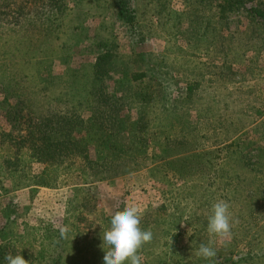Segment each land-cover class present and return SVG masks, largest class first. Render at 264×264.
<instances>
[{"label":"rangeland","instance_id":"obj_1","mask_svg":"<svg viewBox=\"0 0 264 264\" xmlns=\"http://www.w3.org/2000/svg\"><path fill=\"white\" fill-rule=\"evenodd\" d=\"M117 1L59 0L64 11L52 41L40 29L47 15L34 17L45 0H0V64L26 76L22 94L38 114L72 109L87 118L103 86L122 85L138 70L154 78L148 145L130 146L120 135L124 149L148 153L135 169L93 183L70 174L47 187L20 185L0 168V264L8 253H21L29 264H102L103 232L125 206L138 207L141 228L152 232L139 250L141 264H264V19L254 11L264 10V0H233L225 8L223 0H130L134 25L131 7ZM107 43L115 44L117 67L102 82L92 66ZM25 50L31 56L41 50L42 64L20 58L11 65V55ZM191 83L198 86L187 97ZM163 93L172 100L167 111ZM115 95L127 100L126 117L135 121L136 97ZM1 100L0 127L8 131ZM92 145L93 153L108 148ZM43 166L33 162L28 172ZM217 200L230 205L226 238L207 232ZM209 241L216 257H197L199 244Z\"/></svg>","mask_w":264,"mask_h":264},{"label":"trees","instance_id":"obj_2","mask_svg":"<svg viewBox=\"0 0 264 264\" xmlns=\"http://www.w3.org/2000/svg\"><path fill=\"white\" fill-rule=\"evenodd\" d=\"M222 2L225 8L226 5H231L233 0H223ZM239 2L246 5L248 0H239ZM44 4L46 8L36 9L34 17L47 15L40 25V29H43L45 36L52 37V41H57L56 33L60 25L56 22L64 10L61 9L59 0H45ZM117 5L128 7L129 10L131 7L128 23L134 25L135 9H132L130 0H118ZM253 9L249 10L253 11ZM120 11L123 18L127 17L125 8ZM254 11L261 20L264 19L263 9L256 8ZM39 33L41 34L40 30ZM114 45L107 43L96 55L92 66L95 80L105 82L113 78L111 73L117 67L114 62L117 54L112 52ZM26 51L22 52V56L11 55V65L16 60L19 61L20 58V61H35L38 65L42 64L38 57L41 50L39 54L33 56ZM3 54L5 51L0 52L1 56ZM9 65L10 63L0 64L1 102L5 107L4 116L11 126L8 131L0 127L1 173L8 177L13 176L16 182L25 186L54 187L60 177L70 174H81L80 177L84 183H93L115 179L119 173H127L135 169V163H139L138 159L146 158L148 153L145 154L141 148L124 149L120 142V135L122 133L128 135L130 146L145 147L148 145L150 119L147 118V113L151 102L149 87H152L153 74L149 75L146 70L133 71L130 80L125 81L122 85L115 83L109 87L108 85L103 86L95 92L98 106L88 105L90 108L92 107V114L87 118L74 113L72 109L64 114L53 112L48 117L41 113L38 114L33 108L34 103L22 94L24 87L20 86L21 79L26 80L27 78L26 76L18 78L17 73L7 71L6 66ZM40 72L41 69L37 70V74ZM138 81H141L140 86L135 84ZM162 85L159 84V86ZM197 86L198 83L188 84L186 96L190 97ZM136 90H140V92H136ZM118 92L130 99L136 97L138 118L135 121H129L126 117V107L129 104L127 100L122 101L123 99L115 95ZM164 97H167L166 93H163L162 106L163 110L167 111L169 106H172L169 103L172 100H166L167 98ZM11 99L15 100V103L12 104ZM91 144L99 147L107 145L108 148L106 151L93 153L88 149ZM1 148L4 149L1 150ZM104 149L106 148L104 147ZM33 162L41 163L44 166L39 173L31 175L28 171ZM218 257H222L221 254Z\"/></svg>","mask_w":264,"mask_h":264},{"label":"clouds","instance_id":"obj_3","mask_svg":"<svg viewBox=\"0 0 264 264\" xmlns=\"http://www.w3.org/2000/svg\"><path fill=\"white\" fill-rule=\"evenodd\" d=\"M206 219L209 236L226 238L230 234L233 220L230 205L226 201L212 203ZM140 223L141 210L136 206H125L123 211L111 215L102 236V249L105 252L102 264H141L139 250L143 244L151 241L152 232L142 229ZM66 231V228H61V235ZM195 255L209 260L216 257L217 251L209 241L208 244L200 243ZM4 260L6 264H29L21 253H8Z\"/></svg>","mask_w":264,"mask_h":264}]
</instances>
